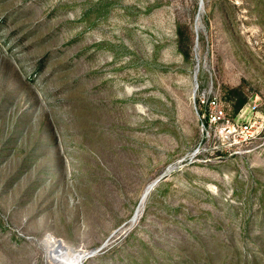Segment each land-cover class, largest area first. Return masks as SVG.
<instances>
[{
  "label": "rangeland",
  "instance_id": "374dc122",
  "mask_svg": "<svg viewBox=\"0 0 264 264\" xmlns=\"http://www.w3.org/2000/svg\"><path fill=\"white\" fill-rule=\"evenodd\" d=\"M261 222L264 0H0V264H264Z\"/></svg>",
  "mask_w": 264,
  "mask_h": 264
},
{
  "label": "trees",
  "instance_id": "16d2710c",
  "mask_svg": "<svg viewBox=\"0 0 264 264\" xmlns=\"http://www.w3.org/2000/svg\"><path fill=\"white\" fill-rule=\"evenodd\" d=\"M183 43H184V40H183V32H182V29L181 28H179L178 29V31H177V47H178V50H180V51H183L184 52V49H183V47H185V45H183ZM184 56L185 57H188V53H186V52H184ZM229 94L232 96V100H233V110H234V113L235 114H238L245 106H246V104L248 103V98L246 97V95L242 92V90L241 89H239V88H236V89H232V90H230V92H229ZM197 103L199 104V106L201 107V113H200V115L202 114H204V123H205V125L207 126L208 124H209V115H208V113H204V110H206L207 111V109H208V105H205V106H201V101L198 99L197 100ZM248 224V223H247ZM262 226H264L263 225V222H261V227ZM144 260H143V262L142 263H140V264H149V260L147 259V257L146 256H144ZM169 261H170V264L172 263V264H178V263H182V264H192L191 262L189 263V262H184V260H182V261H178L177 259H173V257H171L170 256V259H169ZM176 262V263H175ZM209 264H211V263H209Z\"/></svg>",
  "mask_w": 264,
  "mask_h": 264
},
{
  "label": "bare ground",
  "instance_id": "6f19581e",
  "mask_svg": "<svg viewBox=\"0 0 264 264\" xmlns=\"http://www.w3.org/2000/svg\"><path fill=\"white\" fill-rule=\"evenodd\" d=\"M48 248L51 252L49 257L55 264H80L85 257L82 253L71 256L66 245L62 241H57L54 238H50Z\"/></svg>",
  "mask_w": 264,
  "mask_h": 264
},
{
  "label": "built area",
  "instance_id": "2783aa9c",
  "mask_svg": "<svg viewBox=\"0 0 264 264\" xmlns=\"http://www.w3.org/2000/svg\"><path fill=\"white\" fill-rule=\"evenodd\" d=\"M203 104H205V101H201ZM213 107L217 106V103L215 100L210 102ZM223 112L222 111H215L212 115H209L210 120L213 119V121H218L221 119ZM247 128V127H246Z\"/></svg>",
  "mask_w": 264,
  "mask_h": 264
},
{
  "label": "water",
  "instance_id": "95a60500",
  "mask_svg": "<svg viewBox=\"0 0 264 264\" xmlns=\"http://www.w3.org/2000/svg\"><path fill=\"white\" fill-rule=\"evenodd\" d=\"M95 254H96V253H91L90 255H87V256H86V259L94 257Z\"/></svg>",
  "mask_w": 264,
  "mask_h": 264
}]
</instances>
